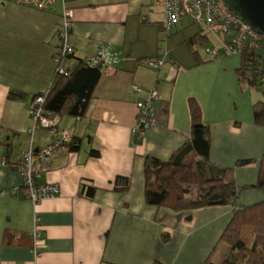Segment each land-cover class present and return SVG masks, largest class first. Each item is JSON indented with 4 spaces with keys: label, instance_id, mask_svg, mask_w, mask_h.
Segmentation results:
<instances>
[{
    "label": "crops",
    "instance_id": "1",
    "mask_svg": "<svg viewBox=\"0 0 264 264\" xmlns=\"http://www.w3.org/2000/svg\"><path fill=\"white\" fill-rule=\"evenodd\" d=\"M71 11L70 43L75 57L88 59L101 46L119 54L101 68L96 90L82 117L58 116L59 129L81 138L77 151L59 148L38 184H57L60 194L34 204L24 196L15 167L22 153L51 142L45 128L33 129L29 112L34 94L46 93L57 72L62 4L47 10L0 3V264H218L233 251L220 241L232 206H209L174 212L144 200V158L169 159L189 138L188 97L202 108L210 130V178L215 168H234L238 187L256 183L264 154V126L253 121L252 104L259 91L238 82L240 56L213 59L193 54L187 37L203 32L189 16L163 29V12L151 0H64ZM174 27V28H173ZM175 27L180 28L179 30ZM194 29V33L186 35ZM189 38V37H188ZM164 64L148 68L158 56ZM198 62H197V61ZM133 85L141 90L136 91ZM155 88V123L141 141L132 135L136 102ZM11 91L23 97L11 96ZM97 150L98 156L90 155ZM240 160H252L237 166ZM130 186L115 191V179ZM94 187L92 197L80 194V183ZM264 200V192L242 190L236 206ZM38 221L35 222L34 218ZM188 217L190 219H188ZM37 226L44 243L32 252L30 232ZM168 235V240L162 239Z\"/></svg>",
    "mask_w": 264,
    "mask_h": 264
},
{
    "label": "trees",
    "instance_id": "2",
    "mask_svg": "<svg viewBox=\"0 0 264 264\" xmlns=\"http://www.w3.org/2000/svg\"><path fill=\"white\" fill-rule=\"evenodd\" d=\"M203 32H198L187 40L193 54V42L205 41ZM240 63L236 68L238 82L261 93L260 100L251 107L254 123L264 126V90L260 78L264 71V50L260 40L248 39L243 43ZM197 61V60H196ZM198 62V61H197ZM65 72L54 75L44 96L42 108L57 116L82 117L93 97L101 77V68L91 65L86 59L69 54L61 63ZM20 98L23 94L11 91L10 97ZM187 109L190 119V132L187 141L167 160L146 156L144 158V200L154 207H164L174 212L193 211L209 206H232V216L220 235L233 253L218 264H264V200L249 205L236 206L239 193L254 188L264 192V154L256 183L238 187L234 180V168H215L219 174L206 177L203 169L209 166L210 130L203 121L202 108L195 97H188ZM136 141V140H135ZM139 141H136V143ZM81 138L72 136L67 144L69 151H77ZM98 156L97 150L90 152ZM252 160H240L237 166L251 163ZM130 180L127 177L115 179V191L127 190ZM94 187L84 179L80 183V194L92 197ZM188 219H190L188 217ZM164 241L168 235L162 234ZM240 253L239 261L235 258ZM234 256V257H233ZM152 264H163L154 261ZM205 264H215L208 260Z\"/></svg>",
    "mask_w": 264,
    "mask_h": 264
},
{
    "label": "built area",
    "instance_id": "3",
    "mask_svg": "<svg viewBox=\"0 0 264 264\" xmlns=\"http://www.w3.org/2000/svg\"><path fill=\"white\" fill-rule=\"evenodd\" d=\"M11 1L16 4L35 8L38 10L49 9L57 0H0V3ZM62 4V28L58 33L59 47L54 53L57 71L64 73L61 63L66 57L73 53L70 43L71 11L66 7L64 0ZM151 6L160 7L163 12V29L169 32L172 25L179 22L183 17L189 16L194 22L202 23L206 31L212 35L217 47H207L211 58L216 59L228 55H240L243 43L248 39L260 40L264 50V35L253 32L244 24L232 11L224 7L220 0H151ZM119 59V54L112 49L111 45L101 46L95 55L86 59L91 65L102 66L112 65ZM163 56L150 58L143 63L146 67L156 69L164 64ZM261 89L264 90V71L260 78ZM136 91L141 90L138 85H133ZM158 99L155 88L149 91L148 95L136 102L137 120L132 127V135L136 141H141L144 134L155 123L153 101ZM44 96L38 95L32 99L29 112L33 120V129L36 127L47 129L52 136L51 142L41 148L29 150L22 153V162L15 169L22 177V187L25 190L24 196L31 199L34 204L39 203L43 198H53L60 194L57 184L36 183L40 172L47 169L50 158L59 148L67 146L72 135L68 130L59 129V118L50 114L42 108ZM35 222L38 218H34ZM32 241V252L36 257L41 255L40 247L44 243L42 230L37 226L30 232Z\"/></svg>",
    "mask_w": 264,
    "mask_h": 264
},
{
    "label": "water",
    "instance_id": "4",
    "mask_svg": "<svg viewBox=\"0 0 264 264\" xmlns=\"http://www.w3.org/2000/svg\"><path fill=\"white\" fill-rule=\"evenodd\" d=\"M253 32L264 35V0H220Z\"/></svg>",
    "mask_w": 264,
    "mask_h": 264
},
{
    "label": "rangeland",
    "instance_id": "5",
    "mask_svg": "<svg viewBox=\"0 0 264 264\" xmlns=\"http://www.w3.org/2000/svg\"><path fill=\"white\" fill-rule=\"evenodd\" d=\"M55 2H60V1L57 0ZM201 25H202L201 23H197V27L199 29H200V26ZM176 29L179 30L180 28L175 27V29L173 31H175ZM190 33H194V29H191L190 31H187L186 32V35H191ZM193 36H194V34L191 35V37L188 36L189 38L187 37V40L190 39V38H192ZM217 46H218V43H217L216 39L212 35H209V36L207 35V38H206L205 41L193 42L192 48H193V50L196 51L197 55H199V56L201 55V57H207L210 54L208 52V50H207V47L213 48V47H217ZM235 55H237V54H234V55H231V56H235ZM208 58L209 57H207V59ZM244 84H246V83H244ZM240 257H241V254L240 253H238L237 256H235V258L237 259V261H239Z\"/></svg>",
    "mask_w": 264,
    "mask_h": 264
}]
</instances>
